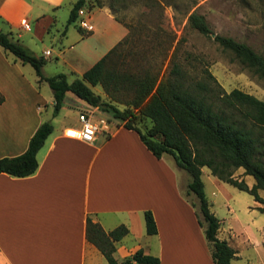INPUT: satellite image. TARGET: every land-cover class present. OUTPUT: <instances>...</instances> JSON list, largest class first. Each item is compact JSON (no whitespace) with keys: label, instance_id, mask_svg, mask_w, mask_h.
Instances as JSON below:
<instances>
[{"label":"crops","instance_id":"crops-1","mask_svg":"<svg viewBox=\"0 0 264 264\" xmlns=\"http://www.w3.org/2000/svg\"><path fill=\"white\" fill-rule=\"evenodd\" d=\"M76 1L0 0V31L12 33L35 55L49 51L43 66L45 76L49 75L44 67L54 55L67 79L69 75L81 78L130 30L121 21L116 0H99L100 5L87 0L86 14L69 22ZM82 18L91 30L80 26ZM22 20L29 29L23 28ZM71 24L78 29L76 34L70 33ZM29 65L0 47V158L25 152L32 135L46 121L42 93L46 81L39 80ZM78 126V116L53 126L37 153L39 166L34 174L13 177L0 173V264H107L86 237L87 218L105 232L119 225L128 228V233L114 242L113 255L122 251L124 260L141 248L145 254L157 256L159 264H213L196 208L181 195L180 169L175 162L165 156L156 158L137 132L122 125L110 124L109 133H98L90 143L65 134L66 129ZM204 173L203 167L202 180ZM241 179L249 187L255 182L246 174ZM207 180L217 192L229 194L239 211L251 213L245 198L248 192L218 179L211 171ZM263 193L259 190L264 199ZM208 202L216 216L215 202ZM254 204V208H264L255 199ZM145 210L153 213L156 234L146 233ZM229 212L235 214L233 221L238 220L234 207ZM221 224L220 220L218 238L236 251L234 226L229 225V232L223 230L221 237ZM257 229V237L249 226L244 229L245 241L251 245H263L264 226ZM127 239L134 241L131 248L122 244Z\"/></svg>","mask_w":264,"mask_h":264},{"label":"trees","instance_id":"trees-1","mask_svg":"<svg viewBox=\"0 0 264 264\" xmlns=\"http://www.w3.org/2000/svg\"><path fill=\"white\" fill-rule=\"evenodd\" d=\"M86 1L77 0L74 3L69 22L76 20L80 8H86ZM89 1L91 5L101 4L99 0ZM187 21L191 28L211 38L212 31L204 15L193 11ZM213 40L264 79L262 54L245 42L229 36L216 34ZM121 42L86 70L81 78L68 81L64 73L45 76V57L33 54L12 33L0 31V47L23 63L30 64L39 80L48 83L53 94L55 115L61 110L66 94L73 93L89 105L111 112L120 122L119 125L137 132L142 143L156 158L172 156L176 166L190 176L187 194L192 193L197 199V205H192L197 206V220L203 227L214 264H231L236 251L226 240L217 236L220 220L210 210L201 176L202 168H209L213 176L248 192L256 201L264 204V199L259 195V190L264 191V100L237 88L225 92L218 88L219 85L210 74L214 86L202 81L185 83L184 75L176 64L169 75L148 70L139 74L109 71L107 59ZM110 83L114 88L124 86L131 90L132 96L124 109L103 101L92 90L97 85L107 88ZM138 117L148 118L152 122L146 131L135 125ZM52 131L53 124L50 121L43 122L30 138L25 152L0 158V173L13 177L34 174L39 166L37 153ZM239 168L244 170V174L253 177L255 182L251 187L243 179L235 178L234 172ZM144 220L146 233L156 234L157 225L150 210L144 211ZM127 233L125 225L105 232L99 224L87 218L86 237L104 255L108 264H117L113 255L114 242ZM122 264H159V258L145 254L139 248Z\"/></svg>","mask_w":264,"mask_h":264},{"label":"rangeland","instance_id":"rangeland-1","mask_svg":"<svg viewBox=\"0 0 264 264\" xmlns=\"http://www.w3.org/2000/svg\"><path fill=\"white\" fill-rule=\"evenodd\" d=\"M115 3L120 9L121 21L127 25L130 33L107 59L106 67L109 71L139 74L148 70L169 75L176 64L184 75L185 83L202 81L214 86L210 74L215 78L218 88L225 92L237 88L264 100V79L242 64L231 51L223 49L213 40L216 34L229 36L245 42L264 56V0H116ZM193 11L204 15L212 31L211 38L189 26L187 19ZM68 27L70 33L78 32L75 25L71 24ZM28 67L35 74L34 69L30 65ZM64 71L66 70L54 55L44 67V72L49 76L66 73ZM68 79L73 78L69 75ZM92 90L100 95L103 101L119 109L127 107L132 96L130 89L124 86L117 89L112 83L107 84V88L102 85L93 86ZM42 93L47 104L43 115L45 120L50 121L55 127L69 118L77 117L82 111L92 112L95 117L102 118L110 124H120L111 112L93 107L70 92L65 96L61 110L55 115L53 94L47 82L43 83ZM151 124L150 119L145 117H138L135 121V125L142 131H146ZM262 148L264 158V145ZM165 157L174 163L172 156ZM241 171L243 169H237L234 172L235 177L245 175L240 174ZM204 172L205 194L209 201L215 202L216 216L222 221L221 237L224 234L223 230L229 232V225L234 226L237 234L233 239L236 254L231 264H264V245L256 246L246 242L244 231L249 226L256 237L260 235L257 228L264 226L262 212L264 208L262 211L254 208L252 196L243 193L251 206V213L244 214L233 204L229 194L224 191L217 192L210 184L207 180L209 168L204 167ZM178 173L183 199L190 204L197 203L194 194H187L186 182L190 180L189 174L183 169ZM226 186L234 189L230 185ZM234 190L239 192L237 189ZM231 207L236 210L238 216L236 221H233L235 214L229 212ZM195 208L197 209V206ZM133 243L132 239H127L122 244L131 248ZM114 257L118 264H122L124 260L122 251L116 252ZM212 263L214 264L213 260Z\"/></svg>","mask_w":264,"mask_h":264},{"label":"built area","instance_id":"built-area-1","mask_svg":"<svg viewBox=\"0 0 264 264\" xmlns=\"http://www.w3.org/2000/svg\"><path fill=\"white\" fill-rule=\"evenodd\" d=\"M86 14L84 8L78 10V16L83 17ZM21 25L25 29H29V24L22 20ZM80 26L84 29L91 30L92 26L89 22L82 18ZM49 55V51L44 52V57ZM79 126L74 129H66L65 134L67 136L77 138L85 143H90L94 140L98 133H109L110 123L102 118H97L92 112L82 111L78 114Z\"/></svg>","mask_w":264,"mask_h":264}]
</instances>
